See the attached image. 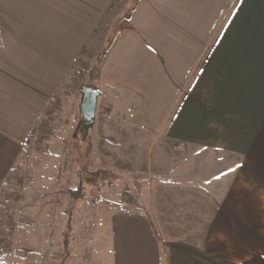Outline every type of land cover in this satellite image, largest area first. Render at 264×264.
I'll list each match as a JSON object with an SVG mask.
<instances>
[{"label": "crops", "instance_id": "obj_1", "mask_svg": "<svg viewBox=\"0 0 264 264\" xmlns=\"http://www.w3.org/2000/svg\"><path fill=\"white\" fill-rule=\"evenodd\" d=\"M112 2L0 0V187ZM101 79L138 100L142 128L202 153L178 200L150 191L147 211L113 214L114 264H264V0H141ZM153 207H200L196 244H165L176 228Z\"/></svg>", "mask_w": 264, "mask_h": 264}, {"label": "rangeland", "instance_id": "obj_2", "mask_svg": "<svg viewBox=\"0 0 264 264\" xmlns=\"http://www.w3.org/2000/svg\"><path fill=\"white\" fill-rule=\"evenodd\" d=\"M128 2L113 0L109 5L0 187V264H114L113 214L145 212L150 191L173 197L177 189L197 182L181 179L180 173L192 172L194 178L196 169L191 167L202 153L175 144L161 127L142 128L138 100L101 79L105 58L127 24L123 16L139 5ZM87 88L100 92L93 125L80 114L82 90ZM173 118H161V124L167 126ZM241 161L237 157L236 165ZM236 182L242 192V181L237 177ZM70 190L83 191L84 198L71 199ZM183 193L185 200L202 201ZM234 200V207H243L242 195ZM153 208L162 220L157 226L176 228L172 235L166 230L170 237H163L165 244H196L200 207ZM171 216L183 223L169 225ZM247 253L236 260L244 261Z\"/></svg>", "mask_w": 264, "mask_h": 264}, {"label": "water", "instance_id": "obj_3", "mask_svg": "<svg viewBox=\"0 0 264 264\" xmlns=\"http://www.w3.org/2000/svg\"><path fill=\"white\" fill-rule=\"evenodd\" d=\"M82 94L83 99L80 107V114L88 124L93 125L95 123L100 92L95 89L87 88L82 90Z\"/></svg>", "mask_w": 264, "mask_h": 264}, {"label": "trees", "instance_id": "obj_4", "mask_svg": "<svg viewBox=\"0 0 264 264\" xmlns=\"http://www.w3.org/2000/svg\"><path fill=\"white\" fill-rule=\"evenodd\" d=\"M140 1L141 0H129V2L128 3H130V4H135V3H140ZM134 11H135V9H130V12H129V10L125 13V14H127V15H125V16H123L124 18V21H129L130 20V18H131V16H132V14L134 13ZM121 27H123V25L121 26ZM122 30V29H121ZM121 30L119 29V32H121ZM69 196H70V198L71 199H73V200H81L82 198H84V193H83V191H74V190H70L69 191ZM125 196V195H124Z\"/></svg>", "mask_w": 264, "mask_h": 264}, {"label": "snow or ice", "instance_id": "obj_5", "mask_svg": "<svg viewBox=\"0 0 264 264\" xmlns=\"http://www.w3.org/2000/svg\"><path fill=\"white\" fill-rule=\"evenodd\" d=\"M237 167H241V165H237ZM229 171H235V169H230ZM227 174V173H224Z\"/></svg>", "mask_w": 264, "mask_h": 264}]
</instances>
